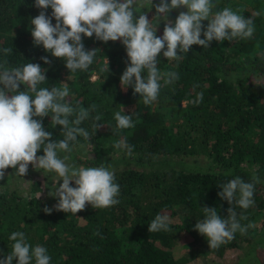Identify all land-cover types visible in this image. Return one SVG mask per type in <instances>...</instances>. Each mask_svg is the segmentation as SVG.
Here are the masks:
<instances>
[{"label":"trees","instance_id":"1","mask_svg":"<svg viewBox=\"0 0 264 264\" xmlns=\"http://www.w3.org/2000/svg\"><path fill=\"white\" fill-rule=\"evenodd\" d=\"M241 1L212 0V12L226 6L242 9L240 14L253 20L252 37L213 40L207 49L193 45L180 60L164 58L165 48L158 56L162 76L158 98L145 105L131 86L120 83L130 63L120 40L105 43L95 35L82 37L85 49L97 50L96 55L86 71L70 73L63 59L33 43L30 21L41 11L35 0H0V70L39 64L47 71L38 89L67 85L65 101L74 109L96 106L80 124L90 140L77 137L70 144L72 149L87 145L93 157L82 158L72 150L67 154L75 163L99 167L105 165V156L116 154L124 160V168L112 170L120 187L119 203L103 209L86 205L75 215L54 210L58 200L48 194L31 197L10 184L0 186V259L11 252L14 241L9 236L19 231L32 247L47 249L50 264H187L176 259L173 248L182 233L191 238L193 246L203 247L206 238L195 225L204 218V207L215 208L227 219L232 206L242 226L252 225L244 234L237 231L230 247L253 242V221L264 212V13L255 15ZM159 3L153 0L154 6ZM154 6L143 0L137 14L146 12L151 21L156 16ZM44 11L51 17V8ZM182 11L186 9H174L168 20L174 23ZM52 23H56L54 18ZM153 23L158 26L157 36L162 37L164 17ZM207 23L203 22L205 29ZM4 48L12 52L5 54ZM42 57L50 63L45 64ZM168 72L177 73L179 79L165 85L163 77ZM94 73L98 75L95 80ZM142 75L146 77L147 70ZM20 90H25L23 85ZM199 94L202 100L196 102ZM123 110L132 117L134 127L117 129L114 114H124ZM97 115L101 117L98 122ZM69 119L74 120L75 113ZM42 123L52 133V141L63 139L62 127H53L50 116ZM94 124L102 127L94 128ZM120 141L132 147L131 155L114 147ZM37 155L42 156L43 150ZM6 171L10 173L4 183L15 169ZM253 176L259 183L248 209L219 197L221 185L236 177L252 182ZM45 207L53 209L50 215L45 214ZM157 214L179 221L171 222L167 232L149 233V223ZM192 255L196 257L197 252Z\"/></svg>","mask_w":264,"mask_h":264},{"label":"clouds","instance_id":"2","mask_svg":"<svg viewBox=\"0 0 264 264\" xmlns=\"http://www.w3.org/2000/svg\"><path fill=\"white\" fill-rule=\"evenodd\" d=\"M153 5V0H148ZM35 7L41 9L39 15L31 19V36L36 46L42 45L55 58L63 59L70 73L77 70L86 71L93 63L97 50H86L82 37L95 38L107 43L120 40L126 48L129 65L123 72L120 83L125 88L131 86L134 94L143 98L145 105H150L158 98L162 79L158 69V56L163 51L167 60H180L191 46L199 45L207 49L215 40L223 42L235 38L247 39L254 33V23L240 13L242 9L233 10L224 7L213 14L212 0H160L155 5L156 16L150 21L147 13L137 14L143 7V0H35ZM51 8V17L46 9ZM183 8L175 22L168 20L174 9ZM259 16L260 13L256 12ZM138 16V18H137ZM164 17L162 37L157 36L154 21ZM56 23L53 25L52 19ZM207 21L205 29L203 22ZM203 35V39H201ZM5 54L12 52L4 48ZM179 53V55H178ZM45 64L50 61L41 58ZM108 63V61H107ZM147 70V76L142 73ZM46 69L39 64L26 63L22 67L3 68L0 70V180L5 177V170L15 169L12 175L24 177L29 165L41 169L45 173H54L62 181L59 187L53 184L49 195L58 198L54 210L76 214L83 211L86 205L93 209H103L119 203L117 199L120 187L115 183V173L101 164L99 167L69 165V156L63 158L61 152L71 153L70 144L77 142V137L90 140L87 130L80 124L89 118L91 109H74L65 98L69 95L67 85L51 89L38 85L46 81ZM164 84L168 85L179 79L175 72L164 74ZM23 85V91L20 86ZM202 100L199 94L197 101ZM123 109V107H122ZM75 113V119L69 117ZM124 113V110H123ZM51 117L53 127H62L63 139L52 141V133L43 126V118ZM99 115L95 121H100ZM117 129L134 127L132 117L117 111L114 114ZM94 128L102 125L94 124ZM118 149H126L132 154V147L120 141L114 145ZM43 150V155L37 153ZM74 182L75 187L70 185ZM31 183V182H28ZM259 183L253 176L252 182H245L236 177L220 186L219 197L229 205L235 203L242 209H248L254 203L255 184ZM204 218L197 221L195 230L204 236L210 249H216L232 240L237 231L244 234L251 224L242 226L237 219L233 207H229L228 218L222 219L215 208L201 209ZM53 209L44 208L45 214ZM241 219L246 217L241 216ZM170 217L157 214L148 226L149 233L170 230ZM99 235V233H96ZM9 239L14 241L11 252L0 264H50L51 257L47 249L36 245L32 247L26 242L23 232H13Z\"/></svg>","mask_w":264,"mask_h":264},{"label":"rangeland","instance_id":"3","mask_svg":"<svg viewBox=\"0 0 264 264\" xmlns=\"http://www.w3.org/2000/svg\"><path fill=\"white\" fill-rule=\"evenodd\" d=\"M241 3L254 13H264L263 0H242ZM234 9L237 10L239 8L235 7ZM233 77L231 79H233ZM96 78H98V75L94 73L92 79L95 80ZM72 150L75 155L79 157H93L87 145H76ZM59 155L63 158V156L68 154L61 152ZM105 161V166L110 167V170L124 168V160H122L118 154L109 157L105 156ZM67 163L69 165H76L77 167L80 166L70 157ZM194 163L198 165L202 164V161H195ZM9 173L10 172L5 170V175ZM58 179L59 178L54 173H45L41 169L33 168L28 170L24 177L13 175V177L7 179L5 183L0 180V186L4 188L5 185L10 184L19 188L28 196H45L47 194L49 195V191ZM59 184H62V181L56 183V186L59 187ZM70 186L75 187L74 182ZM52 198L58 200V198ZM169 217L171 222L179 221L177 217ZM253 228V242L251 244H241L238 248L230 247L228 241L216 249H210L207 239L203 243V247H195L191 244V238H188L186 233H182L179 243L173 248V252L177 260H186L187 264H264V212L255 218L253 221ZM193 252H197L196 257L192 255Z\"/></svg>","mask_w":264,"mask_h":264}]
</instances>
